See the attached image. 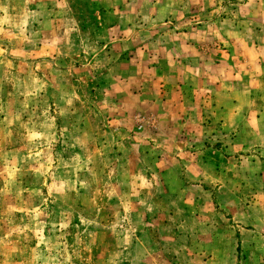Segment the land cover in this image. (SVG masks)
<instances>
[{"label":"rangeland","instance_id":"1","mask_svg":"<svg viewBox=\"0 0 264 264\" xmlns=\"http://www.w3.org/2000/svg\"><path fill=\"white\" fill-rule=\"evenodd\" d=\"M260 35L264 36V0H0V166H6L10 156L6 147L14 143L15 131L11 134L7 127L11 115L17 116L18 143L30 141L32 149L45 142L57 145L55 128L44 125L42 117L48 86L60 92L71 85L80 98L81 113L93 112L99 126L104 127L110 116L107 134L102 136L109 138L114 152L113 171L107 169L106 183L96 190L98 204L87 203L92 209L94 205L103 209L102 216L81 207L70 209L69 200L61 196L54 201L61 189L42 185L47 170L31 158L19 160L18 168H0V264H96L97 259H122L124 264L136 259L137 249L121 248L125 232L120 226L125 217L120 210L154 207L148 198L138 202L136 197L139 190L148 196L154 192L150 181L138 179L139 161L154 158L155 145L175 144L176 138L181 144L190 142L168 131L140 134L142 118L152 127V104L165 97L159 84L217 82L226 78L225 72L246 75L248 80L249 72L239 63L220 64L224 52L238 57L248 53L253 41L261 42ZM165 90L171 96V87ZM110 91L114 105L96 97L104 98ZM137 94L140 105L130 101ZM247 94L240 98L243 108L253 106L247 103ZM125 98L129 99L123 105ZM230 100L226 97L228 106ZM28 110L39 136L50 134L48 140L26 135ZM250 138L242 140L247 143ZM162 150L170 154L168 148ZM246 189H254V183ZM128 192L130 202L123 200ZM107 208H113L112 216H105ZM107 220L113 229L104 232L99 227ZM69 222L72 228L67 231ZM47 224L51 229L44 232L41 229ZM133 233L138 237L131 230L130 237L138 239ZM255 252L236 249L235 264L255 263Z\"/></svg>","mask_w":264,"mask_h":264},{"label":"crops","instance_id":"2","mask_svg":"<svg viewBox=\"0 0 264 264\" xmlns=\"http://www.w3.org/2000/svg\"><path fill=\"white\" fill-rule=\"evenodd\" d=\"M259 40L261 42L253 41L249 52L239 57L231 52L223 53L224 61L220 65L239 63L249 72L248 80L244 79L246 75L225 72L226 78L217 82L185 80L159 84L165 97L152 104V127L142 118L140 134L166 135L168 131L174 137L185 136L190 142L181 144L176 138L175 144L162 145L168 148V156L162 153L161 145H155L154 158L138 160V179L150 181L154 192L148 196L139 190L137 201L144 202L148 198L154 207L119 209L120 216L125 217L120 226L125 232L124 239L120 240L121 248L138 250L136 259L124 264H235L236 249L242 247L256 251L253 255L257 260L253 264H264V36L260 35ZM51 87L46 91L42 117L44 125L55 128L57 145L45 142L32 149L30 141L18 143L17 116L9 113L11 126L7 127L11 134L15 131V137L14 143L5 150L10 155L6 166L0 168H18L19 160L31 158L47 170V174L41 176L42 185H57L61 189L58 196H53L54 201L61 196L69 200L70 209L81 207L93 216H102L103 209L95 205L100 200L98 191L106 183V173H110L107 169L113 171V144L108 137L102 136L107 134L105 127L110 124L107 120L110 116L106 117L104 127L99 126L93 112L81 113L80 98L71 85H65L60 92ZM98 87L96 83L94 88ZM169 87L171 96L166 95L165 89ZM52 91H56L55 96L51 95ZM246 94L247 103L252 107L241 106L240 98H245ZM96 97L114 105L112 93L104 98ZM226 97L231 99L229 106ZM140 98L137 94L130 101L135 99L140 105ZM128 99H121L122 104ZM29 112L25 121L26 135H33L35 139L46 136L48 140L50 134L39 136ZM6 117L7 114L3 120ZM243 136L251 137L250 141L243 142ZM102 158L105 165H102ZM244 164L247 167L242 170ZM245 174L248 178H241ZM250 183H254V189H246ZM131 196L128 192L123 200L130 202ZM92 201L94 209L88 205H92ZM165 203L169 204L168 208ZM112 209H104L105 216H112ZM62 211L64 214L65 210ZM109 224L107 220L99 228L110 231L113 227ZM70 225L69 222L65 230L70 231ZM56 226L57 230L62 228L61 224ZM50 229L47 224L41 230L49 232ZM130 230L138 233V237L133 233L138 239L130 237ZM165 240L170 243H164ZM95 263L122 264V259H97Z\"/></svg>","mask_w":264,"mask_h":264}]
</instances>
